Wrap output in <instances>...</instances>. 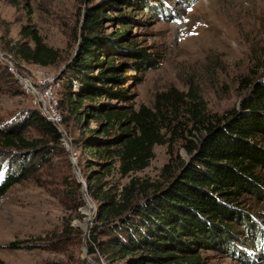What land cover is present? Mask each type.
<instances>
[{
	"label": "rangeland",
	"instance_id": "1",
	"mask_svg": "<svg viewBox=\"0 0 264 264\" xmlns=\"http://www.w3.org/2000/svg\"><path fill=\"white\" fill-rule=\"evenodd\" d=\"M89 9H103L101 27L94 36L107 43L120 36L117 31L123 33L112 46H118L113 49L119 52L107 56L115 58L121 80L107 87L123 91L126 98L107 96L100 102H84L77 113L87 115L79 121L73 108L76 99L61 84L52 87L56 102L52 101L48 82L59 80L77 53ZM25 26L37 29L44 43L59 52L54 65L27 64L10 52L15 43L28 42L20 34ZM124 26L129 27L127 32ZM263 78L264 0H117L113 6L108 0H16L15 4L0 0V128L23 125L31 111L43 115L35 105L40 97L54 106L57 121L53 124L62 134L56 143L33 126L24 129L25 140L43 151L27 156L34 165L30 177L0 200V262L91 264L85 251L97 204L82 190V206H76L75 194L64 184L79 178L86 185L90 165L100 160L91 157L84 145L92 139H113L118 128L101 135L105 123L92 117L95 111L88 107L107 104L120 113L152 108L157 94L174 89L195 94L208 113L223 114L239 110L251 84ZM24 80L32 91H27ZM246 80L249 84L242 88ZM256 138L264 147V138ZM174 143L176 152L187 160L181 141ZM25 152L13 149L11 153L21 159ZM153 153L149 166L132 177L160 179L169 161L168 146H155ZM114 161H108L113 170L104 183L123 185L129 179H119ZM93 169L100 171L98 166ZM2 177L0 172V181ZM239 204L236 210L245 216L231 222L234 237L226 247L191 245L193 251L178 255L198 257L196 264H264V247L259 244L264 239V193L246 195ZM88 257L104 264L97 256L88 253Z\"/></svg>",
	"mask_w": 264,
	"mask_h": 264
},
{
	"label": "trees",
	"instance_id": "2",
	"mask_svg": "<svg viewBox=\"0 0 264 264\" xmlns=\"http://www.w3.org/2000/svg\"><path fill=\"white\" fill-rule=\"evenodd\" d=\"M108 1L113 6L117 0ZM102 14L103 9H89L77 53L60 77L62 90L76 99L73 108L79 121L87 115L86 111L77 113L84 102H100L107 96L126 98L123 91L112 92L107 87L121 80L115 58L107 56L119 52L113 49L118 46H112L123 33L117 31L120 36L107 43L98 34L94 36L101 27ZM128 29L124 26L123 32ZM20 34L28 42L10 48L20 61L41 68L58 61L59 52L44 43L37 29L25 26ZM244 83L242 88L249 84L247 80ZM249 90L239 110L223 114L208 113L195 94L174 89L157 94L152 108L142 106L120 113L107 104L88 107L95 111L92 117L105 123L101 135L118 128L113 139H92L83 147L100 160L90 165L85 177L86 194L97 204L87 235L89 255L104 264H196L198 257L178 252L190 253L191 245L217 249L231 242V222L245 216L236 210L240 200L264 193V147L256 138H264V78ZM28 114L23 125L0 128V200L30 177L34 165L27 156L43 151L25 140V127L39 129L56 143L62 139L42 113ZM174 138L181 141L187 160L176 152ZM161 145L168 146L169 161L161 169L160 179L132 177L149 166L154 147ZM13 149L27 152L18 159V154L11 153ZM112 159L119 179H129L127 183H104L112 173L113 163L108 162ZM64 185L81 207L82 185L74 179ZM259 244L264 247V239Z\"/></svg>",
	"mask_w": 264,
	"mask_h": 264
},
{
	"label": "built area",
	"instance_id": "3",
	"mask_svg": "<svg viewBox=\"0 0 264 264\" xmlns=\"http://www.w3.org/2000/svg\"><path fill=\"white\" fill-rule=\"evenodd\" d=\"M43 81L45 83L48 80L44 79ZM20 82H21V80H20ZM24 83L27 86L26 89H27L28 92L33 90L32 87H30V84L26 80H24ZM48 84H49L48 93H49V95L51 97V100L54 101V102H56L53 99V96H52V91H53V88L52 87H54L55 85H57V87H59V85L62 84V81L60 79L57 80V81H55L54 78H52V79L49 80ZM24 89H25V87H24ZM35 105L41 108L44 117L48 121H50L51 123H55L57 121V113L54 110V106L52 104H49V103L47 104L40 97H38V98H36Z\"/></svg>",
	"mask_w": 264,
	"mask_h": 264
},
{
	"label": "water",
	"instance_id": "4",
	"mask_svg": "<svg viewBox=\"0 0 264 264\" xmlns=\"http://www.w3.org/2000/svg\"><path fill=\"white\" fill-rule=\"evenodd\" d=\"M77 182L79 183V184H81L82 185V190L83 191H86V185H85V183L84 182H82L79 178L77 179ZM87 201V200H86ZM91 215H90V217H89V219H88V223L86 224V226H89L90 225V221H91ZM85 258L89 261V263H91V264H96V263H93V262H91V260L89 259V257H88V251L86 250L85 251Z\"/></svg>",
	"mask_w": 264,
	"mask_h": 264
}]
</instances>
